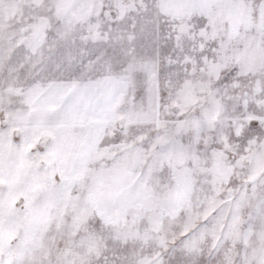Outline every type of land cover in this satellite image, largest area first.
Segmentation results:
<instances>
[{"label":"snow or ice","instance_id":"1","mask_svg":"<svg viewBox=\"0 0 264 264\" xmlns=\"http://www.w3.org/2000/svg\"><path fill=\"white\" fill-rule=\"evenodd\" d=\"M0 264H264V0H0Z\"/></svg>","mask_w":264,"mask_h":264}]
</instances>
